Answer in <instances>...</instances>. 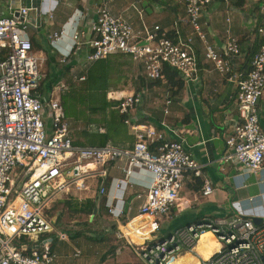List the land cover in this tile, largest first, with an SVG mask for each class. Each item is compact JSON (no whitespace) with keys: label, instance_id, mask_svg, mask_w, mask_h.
<instances>
[{"label":"built area","instance_id":"obj_1","mask_svg":"<svg viewBox=\"0 0 264 264\" xmlns=\"http://www.w3.org/2000/svg\"><path fill=\"white\" fill-rule=\"evenodd\" d=\"M178 1L184 5L186 19L175 22L172 31L144 26L143 31L136 32L129 19L113 15L103 0L85 30H79L78 25L74 28L72 45L61 62L66 63L86 45L87 64L125 55L142 67L146 79L166 82L164 71L169 67L178 72L185 85H191L199 81L194 45V38H198L206 60L237 85V113L227 121L232 130L225 138L222 161L236 166L241 175H257L264 167V130L259 113L264 95V23L258 28L260 46L245 74L236 65L243 57L240 41L229 37L220 52L208 42L200 26L201 14L210 4L230 5L234 0ZM33 11V6L16 8L12 3L0 7V264H56L57 255L45 241L40 242L54 231V221L48 215L52 203L61 193L78 189L81 179L98 180L101 166L123 158L127 161L125 176L116 183L117 190L123 183H131L137 169L152 175L137 216L129 218L126 211L119 210L122 218L115 232L142 264H170L184 254L193 255L199 264H264V211L260 224L237 207L230 217L205 219L158 236L162 218H170L179 207L186 178H203V166L183 140L168 141L155 127L132 122L131 113L142 104L143 93L138 92L117 101V110L126 117L125 124L135 138L131 151L110 144L76 146L61 103L50 97L43 99L41 94L44 76L39 67L43 59L35 55L27 30L41 28L46 19L40 16L33 25ZM182 25L193 32L184 34ZM68 33L66 29L52 33L51 46L58 48ZM58 89L66 91L68 87L58 84ZM171 103V99L166 100V105ZM156 143L160 144L152 150ZM98 184L100 194H105L104 183ZM214 190L209 179H202L203 196L212 195ZM109 212H114L113 207L109 206ZM207 233L221 248L205 259L197 254L196 247ZM58 236L62 241L67 239L65 233ZM80 255V251L75 253Z\"/></svg>","mask_w":264,"mask_h":264},{"label":"crops","instance_id":"obj_2","mask_svg":"<svg viewBox=\"0 0 264 264\" xmlns=\"http://www.w3.org/2000/svg\"><path fill=\"white\" fill-rule=\"evenodd\" d=\"M114 2L112 1V4ZM137 2L132 1L124 8L110 6L111 13L129 19L136 32L143 31L144 26H160L163 30L170 32L173 30L175 22L186 19L184 5L178 0H137ZM9 3H12L16 8L35 7L36 11H33L35 15L31 20L33 25L40 16L46 17L41 28L30 27L33 30L30 39L39 48L38 50L34 49L35 55L39 57L36 52L40 50L41 44L47 50V55L43 54L42 57H39L43 59L44 63H47L48 68V74L41 90L43 99L47 97L53 99V93L58 84L62 83L65 75L69 72L71 73L70 78H76L75 87L84 84L87 81V76L77 77L79 72L76 71L75 66L79 63L80 55L86 58L88 54L86 45L83 46L79 54L67 59L65 66L60 63L64 53L72 45L74 28L78 25L79 30H85L90 21L94 19L95 11L101 1L0 0V7L6 8ZM139 11L142 12V15ZM81 12L85 19L82 25L79 24L83 20L80 19ZM50 13L52 18L48 19ZM200 23L208 42L220 52L229 37H235L240 41L243 57L237 59L236 65L240 72H248L251 58L260 46L258 28L264 23V0H234L230 5L214 2L203 10ZM61 29H66L69 33L63 37L59 47L55 48L51 46L49 36ZM181 29L184 34L193 32L184 25ZM194 45L198 57L199 81L185 85L180 91L176 89L172 91L163 81L160 84L157 83L158 81L147 84L146 80L149 79L144 76L142 67L134 63L129 56L114 55L106 59L108 62H111L115 57L129 59L140 71V78L146 84L141 91L133 88L111 92L112 95L120 94L117 101L130 94L143 93L141 107L131 113L132 122L137 125L155 127L158 131L163 132L168 141L183 140L186 149L203 166V178L198 179L194 176L186 178L179 207H176L173 215L168 218L173 222L170 231L209 218L230 217L234 208L237 207L251 218H261L264 211V167L257 175H241V170H238L236 166L222 161L225 153V138L232 130L230 125H227V121L235 117L237 113L234 104L237 91L236 82L223 77L215 70L214 65L206 60L203 44L196 37ZM82 77L86 78L85 81H79ZM65 85L67 86V84ZM69 89L68 87L67 90ZM167 99H171L170 105H166ZM105 102L104 122H89L87 133L83 139H76L74 130L72 127L70 128L74 144L81 147H99L102 135L108 134L111 135L108 144L118 149L131 151L135 138L130 127L120 121V114L117 110L118 103L111 102V99L108 101L105 99ZM259 113L261 126L264 130V95L259 103ZM95 136L98 138L92 139ZM126 163V159L123 158L105 167L101 166L98 180L87 181L88 190L73 193L74 196H79L80 202L85 200L82 202L84 204L88 201L95 203L97 215L101 212L100 208L104 207L108 212L106 216H108L109 222L116 229L118 221L122 218L118 211H126L129 218L136 217L140 206L145 201L147 188L152 182L150 173L143 169H137L131 183H123L122 188L117 190L115 186L125 176L123 169L126 167ZM103 172L105 173L103 174ZM204 178L209 179L215 189L214 193L208 197L203 196L201 192L202 179ZM99 181L104 183V188H106V193L103 195L98 190ZM83 192L86 194L82 197L81 193L83 194ZM251 198H254L252 202L249 200ZM135 204H139L137 213L132 215L131 207ZM109 206L113 207V213L109 212ZM96 213L93 212L94 215ZM53 221L54 231L42 237L40 242L45 241L44 243H47L55 253L52 235L63 232L56 230V219ZM107 231L110 230L107 229Z\"/></svg>","mask_w":264,"mask_h":264},{"label":"rangeland","instance_id":"obj_3","mask_svg":"<svg viewBox=\"0 0 264 264\" xmlns=\"http://www.w3.org/2000/svg\"><path fill=\"white\" fill-rule=\"evenodd\" d=\"M99 1L102 2L103 0ZM106 1L109 8L110 6L124 8L132 1L137 2V0ZM112 1H115L114 4H112ZM138 6L140 7V5ZM34 15V12L30 14L31 20ZM44 18L46 17L44 16ZM32 32L31 28L27 30L29 37ZM34 45L35 50H38L39 48L35 43ZM40 46V50L36 54L39 57H42L43 54L47 55L44 45L41 44ZM78 62V65L75 66L76 71L79 72L77 77L86 75L87 81L80 87H75L76 78H70L71 73L69 72L65 75L64 82L62 81L61 85L67 84L70 89L63 91L57 87L53 93V99L58 100L65 109L69 127L74 130L76 139L80 140L85 137L89 122H104L105 99L117 102L116 99L120 94L114 93L112 95L111 92L133 88L142 89L146 84L140 78V71L125 57H115L111 62L101 61L87 64L86 58L80 55ZM66 63L61 62L60 65L65 66ZM39 68L44 76V81L48 74L47 63L40 62ZM106 70H108L107 81L100 79ZM89 76L90 78H88ZM146 83L152 84L155 81L146 80ZM52 124L53 122L50 120L49 125L52 126ZM95 138H98V136L92 139ZM73 193H75V187L70 194L66 191L61 193L48 212L49 217L56 219V230L66 233L68 238V240L62 241L58 238V233L52 235L54 251L57 255L56 264H142L133 251L124 242L116 238L115 232L117 229L109 222L108 216H106L108 212L105 208L101 207V212L94 218L92 212H85L84 209H81L85 206L82 203L85 200L80 202L79 196H74ZM85 194V192L81 193L82 197ZM138 205L135 204L131 207L133 209L132 215L137 213ZM162 223V230L158 233L160 238L169 234L173 222L171 219L163 217ZM107 229L110 231H107ZM105 248L107 249L105 250ZM118 249H120V252L117 251ZM77 251L81 252L79 257L75 256ZM105 251H108V253Z\"/></svg>","mask_w":264,"mask_h":264},{"label":"trees","instance_id":"obj_4","mask_svg":"<svg viewBox=\"0 0 264 264\" xmlns=\"http://www.w3.org/2000/svg\"><path fill=\"white\" fill-rule=\"evenodd\" d=\"M33 48L35 49V45L34 44H33ZM101 61L103 62V61H107V60L105 59V60H101ZM101 61H99V62H101ZM99 62H96V63H99ZM249 70H250V68H249ZM164 72H165L164 74H165L166 83H167L166 85L172 91L175 90V89L177 91H180V90H182L184 88L185 84L181 80V78H180V76H179V74H178L177 71L173 70L172 68L166 67ZM244 73L246 74L247 71H244ZM88 78H90V76ZM107 78H108V70H106V72L103 74L102 77H100V79L107 81ZM45 80H46V78L44 79L43 84L45 83ZM160 82L161 81H158L157 83L160 84ZM43 84H42L41 90H42V88L44 86ZM142 89L138 88L137 91H141ZM119 117H120V121H122V123L123 122L125 123V118L126 117L125 116H122V115H120ZM110 139H111V135H108V134L102 135V139H101V142H100V146L107 145ZM159 144L160 143L154 144L151 147V149L152 150H155L157 148V146H159ZM83 205H85L84 208H81V209H84L83 211H85V212H89L90 211V213L92 212V214H93L94 209L96 207V204L95 203H92V202L88 201V202H86V204L83 203ZM81 209H79V210L81 211ZM96 215H97V213H96ZM96 215H94V218L96 217ZM28 244H30V243H28Z\"/></svg>","mask_w":264,"mask_h":264},{"label":"bare ground","instance_id":"obj_5","mask_svg":"<svg viewBox=\"0 0 264 264\" xmlns=\"http://www.w3.org/2000/svg\"><path fill=\"white\" fill-rule=\"evenodd\" d=\"M87 181L88 180L86 179H81L78 182V189H75V191L82 192L88 190ZM79 186H82L83 188L80 189ZM140 242L141 241H139V243ZM220 248L221 244L214 240V237L211 233H207L201 238L199 244L196 247V252L198 255H201L207 259ZM170 264H199V260L191 254H184L173 260Z\"/></svg>","mask_w":264,"mask_h":264},{"label":"water","instance_id":"obj_6","mask_svg":"<svg viewBox=\"0 0 264 264\" xmlns=\"http://www.w3.org/2000/svg\"><path fill=\"white\" fill-rule=\"evenodd\" d=\"M96 212H97V209H95L94 214H95ZM252 220H253V222H254L255 224H260V223L262 222V219H261V218H257V217H253Z\"/></svg>","mask_w":264,"mask_h":264}]
</instances>
